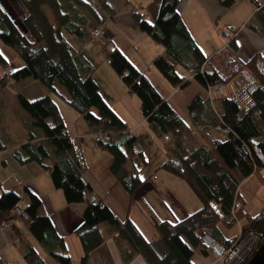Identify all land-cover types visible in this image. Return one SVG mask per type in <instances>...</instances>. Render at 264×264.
<instances>
[{
  "label": "trees",
  "instance_id": "16d2710c",
  "mask_svg": "<svg viewBox=\"0 0 264 264\" xmlns=\"http://www.w3.org/2000/svg\"><path fill=\"white\" fill-rule=\"evenodd\" d=\"M217 1L220 6L230 8L237 0ZM15 2L23 6L25 17L12 20L0 6V43L14 49L22 65L11 69L8 58L0 51V84L9 88L13 82L30 78L49 94L34 100L17 96L20 108L29 116V125L23 127L28 136L26 142L9 152L13 162L28 166L33 174L48 172L53 187L62 192L67 204L85 203L81 224L74 230L82 250L79 264H86L88 255L109 237L127 245L129 251L125 252L131 255L139 252L147 264H193V249L203 250L200 233L207 232L222 244L234 238L226 240L220 236L221 221V225L229 228L241 219L243 232L255 230L264 235V204L258 213L248 216L238 204L241 196L237 189L251 174L264 182V55L261 52L241 61L233 53L238 49L233 38L218 53L206 57L180 16L179 0H149L145 12L132 11V25L163 46L152 65L175 88L174 94L192 79L202 87L203 91L195 93L186 103L188 123L117 47L105 43L99 49L128 92L137 97L140 113L151 131L163 140L165 159L156 171L162 170L181 180L200 204L198 210L183 219L157 221L159 239L149 243L130 220L119 221L99 200L90 202L85 198L89 186L83 179L86 166L81 147L76 139L66 135L57 101L64 100L95 135L109 137L103 141L96 136L99 146L111 156L110 173L128 195H133L149 176L141 178L136 171H126L124 163L133 157L145 163L144 154L136 137L128 132L127 124L100 93L92 63L70 41V38L79 44L88 41L91 28L87 30L86 20L99 26L109 23L112 11L107 0ZM77 7L88 19L69 16L68 11ZM46 8L48 13L44 11ZM255 9L256 21L264 26V6L255 4ZM249 27L258 29L253 24ZM178 68L187 75L180 74ZM2 71L5 75H1ZM208 92L214 95L209 96ZM30 128L39 129L42 138L31 134ZM223 128L227 133H222ZM5 148L0 139V151ZM23 192L27 199L25 216L15 218L8 228L14 227L18 241L25 245L27 238L15 226L21 220L31 237L57 264H72L40 198L27 188ZM20 199L14 190L1 189L2 219L14 218ZM23 259L26 264H46L29 244ZM0 264L14 263L8 262L0 252Z\"/></svg>",
  "mask_w": 264,
  "mask_h": 264
},
{
  "label": "crops",
  "instance_id": "0c3cea01",
  "mask_svg": "<svg viewBox=\"0 0 264 264\" xmlns=\"http://www.w3.org/2000/svg\"><path fill=\"white\" fill-rule=\"evenodd\" d=\"M92 1L96 2L98 0ZM148 1L149 0H127L126 7L116 12L115 5L119 3L121 6V0H107L112 12L109 15L110 21H107L109 23H102V25L110 31V36L107 37V40H104L103 43L109 44V39L115 35L121 36L131 45L134 44L132 45L133 49H136L138 43H145L149 37L138 31L132 25L130 13L135 10L145 12V6ZM12 2L14 4L16 3L15 0H11L10 3ZM10 3L5 0H0L1 8L8 15H10L8 11ZM255 4L264 6V0H237L230 8L220 6L217 0H179L178 9L192 39L206 57H208L209 54L212 56L224 48L220 40L212 35L213 29H217L219 23H221L224 27L226 26V28H229L230 31L235 32L234 37L238 49L233 53L241 61H246L256 52H261L264 55V26L260 23L258 24L255 19V14L257 12ZM16 5L18 4L16 3ZM65 11H68V9ZM45 12L48 13L47 10ZM68 12L69 16L72 18L73 16L81 15L83 18L88 19L87 15L78 7ZM233 16H235V18H233ZM48 19L52 24L50 15H48ZM88 23L89 21L86 20V26ZM250 24L257 25L258 29L255 30L250 28ZM70 41L76 46L80 45L79 41L75 38H70ZM103 43L98 44L95 51L93 50L94 52H90H93L95 58L99 56V49L102 47ZM115 47H117L140 72L146 74L150 79L149 73H147L148 71L145 70H150V63L152 65L154 57L161 54L160 52L162 51L160 48L156 49V51L155 49L153 50L154 53L150 55V60L142 58V56L139 55L136 56L137 58L134 57L135 60H137L134 63L131 59L134 54L126 51L119 43H115ZM83 55L92 63L95 69L93 78L98 85L100 93L113 111L127 124L128 132L136 137L138 144V142L143 140L138 130L142 128L146 122L140 113L139 105L137 107L138 103L132 98V94H130L126 86L120 82L114 71L112 69L109 70L104 62L99 61L98 70L95 58L93 59V57L86 56L85 54ZM139 62H141V66H144L146 69H142ZM21 65L19 64L16 66L20 67ZM155 76L162 86L163 89L161 90L163 92L157 90L164 99L169 102L171 94L174 95V92L166 91V86L161 78L157 75ZM102 84L107 87L106 91L103 90ZM153 85L156 87L155 84ZM58 89L61 93H64L60 88ZM8 91L11 94H16L11 89ZM114 92H116V95ZM48 94L47 91L45 95ZM57 101L60 114L64 121L66 135L76 139L81 147L86 166L83 179L89 186L88 191L85 192L86 199H88L91 194H95L97 199L109 208L116 219L119 221H124L126 219L130 220L149 243H155L159 239L156 230L157 221L174 222L183 219L200 208L197 199L181 180L162 170L156 171V168L165 159L163 150L161 152L162 157L158 162L153 159L150 163V160H147V153L143 151L142 148L141 150L144 154L145 163L141 162L138 157L126 159L124 163V169L126 171H136L141 178L149 176L146 182L138 188L133 195H128L110 173L109 166L111 163V156L97 145L94 133L88 129L81 117L73 111L64 100L57 99ZM29 132L36 138H42V132L37 128H30ZM20 133H22V139L19 143L8 145L3 142L6 148L0 151V191L1 189L14 190L18 193L21 197L20 207L22 209H24L27 204L23 189L27 188L32 193L36 194L40 198L44 211L49 217L55 232L64 241V253L70 257L72 264H79L82 250L74 230L81 224V214L85 207V203L67 204L62 192L53 187L48 172L41 171L37 174H33L28 166H21L13 162L9 151L26 142L28 136L23 128ZM3 171L6 172L3 173ZM254 178L257 179L254 174H251L240 184L248 183ZM257 182L261 183L258 179ZM257 182H253L251 185L254 187ZM239 187L240 185L238 188ZM185 200H187V203ZM246 214L251 216L248 213ZM1 219L2 216L0 214V220ZM238 223L241 224L242 221ZM15 226L16 230L23 233L28 241L26 240L27 243H25L23 248L21 246L23 242L18 241L14 227L5 228L0 231V252L5 256L8 262L26 264L23 259V254L29 244L39 252L46 264H57L31 237L25 226L21 223V220L16 221ZM218 226V230L221 234L220 236L226 240L233 238L239 232V230H237L236 235L227 236L228 230H226L225 226ZM125 251H129L127 245H121L115 237H109L88 255L86 264H147L139 252L131 255L129 252ZM191 261L193 264H219L208 250L205 248L202 250L200 247L193 249Z\"/></svg>",
  "mask_w": 264,
  "mask_h": 264
},
{
  "label": "rangeland",
  "instance_id": "374dc122",
  "mask_svg": "<svg viewBox=\"0 0 264 264\" xmlns=\"http://www.w3.org/2000/svg\"><path fill=\"white\" fill-rule=\"evenodd\" d=\"M5 1L9 2V3L11 2V0H5ZM111 1H114V0H111ZM9 5H10V8L8 9V11L10 13L9 17L12 20H15L17 18L22 19L25 17V12H24L23 6L21 7L20 4L16 5V3L14 4L13 2L10 3ZM126 5H127V0H121V6L119 5V3L116 4L115 5V11L118 12L121 8L126 7ZM46 10H47V8L44 9V11H46ZM225 17H227V16H225ZM233 18H235V16H233ZM88 24L89 25L87 27L88 28L87 30H89L90 28L92 29L94 27H100L101 28V26H99V24L98 25L97 24H90V23H88ZM104 30H105L104 38H102L98 41L96 40V42L91 44L92 46L90 45L91 48L89 49V51L85 52L86 56L88 55L89 57H93V59L95 58V56H93L94 55L93 52L95 51L96 46L100 43H103V41L107 40V37L110 36V33L108 32V30H106V29H104ZM223 30L224 31H230L229 28H226V26L224 27V25L219 23V27H217V29H213L212 35L216 36L218 38V40H220L221 45L224 47L225 45H227L228 39L223 37V34H222ZM113 33H115V32H113ZM108 42L111 46L112 45L115 46V43H119L124 49H126V51L134 54L131 57V59L134 63H135V61H137L134 58L136 56L140 55V56H142V58H147L148 60H150L149 57H150V55H152V53H154L153 52L154 49L156 51V49L160 48L161 51H163V46L161 44L154 42L150 38H148L147 41L143 44L138 43V46L136 47V49H133L132 45H134V44H132V45L129 44L126 40H124L119 35H115L114 37H111ZM82 44L83 43H81L79 46L77 45L78 48L79 47L81 48ZM0 51L2 52V54H4L8 58V61L10 62L9 67L11 69L16 68L17 67L16 65H19V64L21 65V59L19 58L18 54L15 52L14 49L0 43ZM91 51H93V52L90 53ZM98 54H99V56L96 57L97 59L95 58L97 69L99 70V61H102L109 68V70H111V67L107 63V59H105L103 52H101L99 50ZM157 56H159V55H157ZM157 56H155L154 59ZM210 56H211V54L208 55V57H210ZM151 59H152V57H151ZM153 60H152V62H153ZM18 62H19V64H18ZM139 63H140V67H142V69H146V68H144V66H141L142 65L141 62H139ZM149 69L150 70L146 69L145 71H148L147 73H149V77H150L152 83L156 85V87L159 91H162L161 89H163V88L159 84L155 75H157L159 78H161V80L163 81V83L166 86V89H167L166 91L174 92L173 90L175 88L172 87L162 77V75L155 69V67H153V65H151V63H150ZM177 71L184 76L187 75V72L181 68H178ZM189 72H190L191 77H192V72L191 71H189ZM117 78L120 80V82H122L119 77H117ZM60 87L62 90H65L62 86H60ZM102 88L104 91H106V89H107V87L104 84H102ZM10 89L12 91H14L16 94L15 95L11 94L8 91ZM177 89H179V88H177ZM179 90L180 91H178V93H176L174 95L171 94V99L169 100V103L172 105V107L177 111V113L186 122L190 123L189 119L186 115V103L191 99V97L195 93L203 91V89L195 80L192 79V80H190V83L186 87H184L183 89H179ZM46 92L47 91H46L44 86H42L40 83H38L36 81H33L30 78L22 79V80H19L18 82H15V83L13 82V83L9 84L8 89L6 87H3L0 84V139L4 143H6L8 145H10L12 143H19V141L22 139V133H20L21 129L23 127H25L26 124L29 123V116L20 108L18 101H17V96L21 95L27 100H34V99L43 97ZM114 94L116 95V92H114ZM164 95H166V94H164ZM131 96L139 104L137 97L133 94ZM138 104H137V107H138ZM135 110L137 112L136 108H135ZM138 133L141 134L143 137V140L141 142H138V144H139L140 148H142V150L147 153V160H150V163L153 161V159H155L156 162L160 161V159L162 157L161 152L163 150L162 138L157 136L156 134H154L151 131V129L149 128V126L146 124V122L144 123L143 127L138 130ZM94 135H95V133H94ZM95 141H96L97 145L99 146V144L97 142V138ZM5 172L6 171H3V173H5ZM253 182H257V179L254 178L248 183L240 184V187L238 188L240 196H241V198L238 200V204L239 205L241 204L243 211L245 213H248L249 215H255L256 213H258L259 209L264 204V183L257 182V183H255L256 185L253 187L251 185ZM185 202L187 203V200H185ZM20 206L21 205L18 206V209L23 210ZM187 209H189V208H187ZM240 221L243 222V220H241V219H240ZM221 224H222V221L219 222V225H221ZM6 228H8V227H6ZM225 228H226V230H228V233L226 234L227 236H231L233 234L236 235L237 230L240 231V229H241V224L236 223V224H233L229 228H227L225 226ZM4 229H2V230H4ZM253 238L254 237L251 236V240ZM262 238L264 239V237H262ZM262 241L257 240V243L260 245L262 243ZM21 246L24 248V244H21ZM256 250H257V248L255 246L251 252H250V250L247 252L248 255H245V253H244L242 256L243 261L241 262V264H245L246 262H248ZM236 263L240 264V262H236Z\"/></svg>",
  "mask_w": 264,
  "mask_h": 264
},
{
  "label": "built area",
  "instance_id": "2783aa9c",
  "mask_svg": "<svg viewBox=\"0 0 264 264\" xmlns=\"http://www.w3.org/2000/svg\"><path fill=\"white\" fill-rule=\"evenodd\" d=\"M257 7H259L257 5ZM105 26L101 25L100 27H94L89 30V39L88 41L84 42L81 46V48H78V51L80 53H85L88 52L89 49L91 48V44L96 42V40H100L105 36ZM235 34H233L230 31H224L223 36L224 38L228 39L230 41ZM91 45V46H90ZM1 75H5V71H2ZM216 92V91H215ZM213 92V93H215ZM209 93V92H208ZM209 96H213L214 94H208ZM213 106H215V103L213 101H210ZM227 129L223 128L222 133H227ZM101 138L103 141H107L109 137L105 134L101 135H95ZM130 137V135H127ZM90 202H96L98 199L95 194H91L89 197ZM24 211L18 209V205L15 207V216L14 218H9V219H2L0 220V229H4L6 227H10L15 218L18 217H24ZM251 236L254 238L251 240ZM200 243L208 249L212 255L215 257L216 261H219V264H235L236 262H241L243 261L242 256L245 253V255H248L247 252L256 246L258 247L257 240H263L262 237H264L263 233L260 231H255V230H247L243 232L241 229L239 233L235 236L234 239H232L228 244H222L218 242L215 238H213L211 235L202 232L198 235ZM251 240V241H250ZM237 264V263H236Z\"/></svg>",
  "mask_w": 264,
  "mask_h": 264
},
{
  "label": "water",
  "instance_id": "95a60500",
  "mask_svg": "<svg viewBox=\"0 0 264 264\" xmlns=\"http://www.w3.org/2000/svg\"><path fill=\"white\" fill-rule=\"evenodd\" d=\"M246 264H264V239Z\"/></svg>",
  "mask_w": 264,
  "mask_h": 264
}]
</instances>
